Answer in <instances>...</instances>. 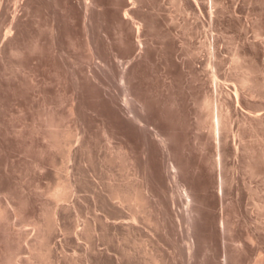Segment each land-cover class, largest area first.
Masks as SVG:
<instances>
[{
  "label": "rangeland",
  "instance_id": "1",
  "mask_svg": "<svg viewBox=\"0 0 264 264\" xmlns=\"http://www.w3.org/2000/svg\"><path fill=\"white\" fill-rule=\"evenodd\" d=\"M14 2L0 11V264H264V127L231 112L243 138L226 152L198 129L213 72L230 92L247 75L240 106L264 114V0ZM123 75L145 130L119 102Z\"/></svg>",
  "mask_w": 264,
  "mask_h": 264
},
{
  "label": "bare ground",
  "instance_id": "2",
  "mask_svg": "<svg viewBox=\"0 0 264 264\" xmlns=\"http://www.w3.org/2000/svg\"><path fill=\"white\" fill-rule=\"evenodd\" d=\"M199 1V0H198ZM10 2V1H9ZM16 3V5L17 6H19V4H21V0H15V2L12 4V5H14ZM136 3V2H135ZM220 3V2H219ZM2 4H3V0H0V11H1V9H2ZM9 3H7V5H8ZM4 5V4H3ZM220 5V4H219ZM216 6H218V3H217V5ZM222 6H224V3H223V5ZM7 7V6H6ZM199 7V6H198ZM210 7V6H209ZM215 7V6H214ZM219 7V6H218ZM221 7V6H220ZM11 8V7H10ZM17 8V7H16ZM16 8H14V9H16ZM18 9V8H17ZM200 9V8H199ZM207 10V9H206ZM9 11V10H8ZM17 12V10H15V14H17L16 13ZM87 12V11H86ZM213 12V11H212ZM10 13V12H9ZM13 13V12H12ZM13 15L12 16V19H11V22H10V25H9V27L6 29V31H5V33L3 34L4 35V38H3V42H5V41H7V40H9L10 38H12L13 36H14V33H12V29H14V27H15V23H16V15ZM129 12H126L125 13V15H124V18L125 19H128V18H130V16H129ZM200 18H202V19H205L204 18V15H203V13H202V10L200 9ZM18 15V14H17ZM8 16V15H7ZM87 16V15H86ZM132 18V17H131ZM198 18H199V16H198ZM18 20V19H17ZM198 20H200V19H198ZM142 23V22H141ZM9 24V23H8ZM4 25V24H3ZM2 25V26H3ZM138 26V25H137ZM2 29V28H1ZM136 29L137 30H135V31H137V35H138V33L141 31V27H136ZM1 32V31H0ZM208 32V31H207ZM135 33L136 32H134V35H135ZM212 34V33H211ZM257 34V33H256ZM259 34V33H258ZM207 36V35H206ZM205 36V37H206ZM256 36V35H255ZM135 38H136V36H134ZM139 37V36H138ZM213 38V37H212ZM212 38H210V37H206V39L203 41L205 44H207L208 45V49L210 50V52H211V55H210V58H209V60H208V63H209V65H210V69H211V66H213L214 64L216 65L217 63V61H215L216 60V58H215V52H214V38L212 39ZM254 38H256V37H254ZM260 38V37H259ZM2 39V38H1ZM139 39V38H138ZM257 39V38H256ZM162 40V39H161ZM216 40V39H215ZM138 41V40H137ZM175 42V41H174ZM253 42V41H252ZM252 42H251V44H252ZM139 43V42H138ZM141 43V42H140ZM256 42H254V44H255ZM4 44V43H3ZM181 44V43H180ZM250 44V45H251ZM171 45V44H170ZM206 45V46H207ZM260 45V44H259ZM190 47V46H189ZM254 47V46H253ZM252 47V48H253ZM141 48V47H140ZM203 48V47H202ZM255 48H256V46H255ZM18 50V49H17ZM125 50V49H124ZM131 50H133V49H131ZM140 50V49H139ZM138 50V51H139ZM141 51H143V50H141ZM173 51V50H172ZM192 51V50H191ZM159 52H160V50H159ZM195 52V51H194ZM217 52V51H216ZM135 53V52H134ZM133 53V54H134ZM140 53V52H139ZM139 53H137L136 55H138ZM144 53V52H143ZM199 53H201V52H199ZM131 54V53H130ZM129 54V55H130ZM132 54V55H133ZM177 55V54H176ZM191 55V54H190ZM195 55H196V52H195ZM198 55V54H197ZM217 55V54H216ZM250 55V54H249ZM134 57H135V54L133 55ZM193 56V55H192ZM252 56V55H251ZM246 57V56H245ZM133 58V57H132ZM189 58V57H188ZM134 59V58H133ZM132 59V60H133ZM186 59V58H185ZM191 59H193L194 60V58L192 57ZM135 60V59H134ZM181 60H183V58L181 59ZM190 60V59H189ZM196 60V59H195ZM194 60V61H195ZM198 60V59H197ZM197 60H196V62H197ZM199 60H200V58H199ZM179 61V60H178ZM191 61V60H190ZM130 62V61H129ZM180 62V61H179ZM196 62H193V63H195L194 65H195V67L194 68H197L198 69V67H199V63L196 65ZM200 62V61H199ZM215 62V63H214ZM189 63H192V62H189ZM192 63V64H193ZM175 64V63H174ZM177 64V63H176ZM180 64V66L182 65L183 66V64H181V63H179ZM128 65V64H127ZM178 65V64H177ZM207 65V61H206V64H205V66ZM209 65H208V67H209ZM214 65V66H215ZM121 66V65H120ZM186 66V65H185ZM184 66V67H185ZM189 66V65H188ZM191 66V65H190ZM125 66H123V68H124ZM202 67V66H201ZM235 67V66H234ZM182 68V70H183V67H181ZM186 68V67H185ZM194 68H192V70L194 69ZM203 68V67H202ZM207 68V67H206ZM190 69V68H189ZM188 69V70H189ZM196 69V70H197ZM131 70V69H130ZM199 70H201V69H199ZM124 71H126V69L124 70ZM134 71V70H133ZM187 71V70H186ZM194 71V70H193ZM247 71H249V70H247ZM203 71L201 70L200 71V73H202ZM250 72V71H249ZM134 73V72H133ZM187 73H188V71H187ZM190 73H193V72H191L190 71ZM200 73H199V75H200ZM204 73V72H203ZM215 73L216 72H213V74L211 75L210 73V79H211V81H209V82H211V85H210V89H208V90H206V91H204V93L202 94L203 96V103H202V105H204V107L205 108H207V110H208V115L207 116H209L210 117V120H209V126H207V125H204V126H199L198 127V129H204V127H208L209 128V131L211 132L210 134H212V137H213V139L214 140H216V148H217V150L219 151V152H221V151H223V152H226L227 150H229V148H228V145H229V143H233V146H234V148H235V150H237L238 149V151H239V146H240V144L242 143V138H243V130H237L236 132H234L233 130H232V123H231V112H233V111H238V112H243V113H246V116H244V114H242L243 116H244V120H243V123L246 125H248L249 126V128H250V126L252 127V129L253 128H261V127H264V114L263 113H259V112H256V113H254L252 110H250V111H244V109L243 108H241V106H240V100H241V97L243 96V95H246V94H244L245 93V85L249 82V77L246 75L245 77H243V79L241 80V81H239V82H241L242 83V86H238V85H235L234 86V90H233V92H230V90H229V87H228V84L227 83H223V82H221V80H219V79H217V74L215 75ZM127 74V73H126ZM232 74V73H231ZM193 75V74H192ZM192 75H191V77H192ZM198 75V74H197ZM190 76V75H189ZM119 77V76H118ZM170 77V76H169ZM193 77H197L196 75L195 76H193ZM199 77V76H198ZM197 77V78H198ZM121 78V80L123 81V82H126V81H128L127 79H126V77L123 75L122 77H120ZM187 78V77H186ZM197 78L195 79L196 81H197ZM200 78V77H199ZM202 78V77H201ZM200 78V79H201ZM205 78V77H204ZM227 78V77H226ZM120 80V81H121ZM126 80V81H125ZM192 80V79H191ZM258 80V79H257ZM121 81V82H122ZM129 82V81H128ZM193 82V81H192ZM198 83H199V80L197 81ZM201 82V81H200ZM193 83H196L195 81L193 82ZM193 83H191V84H193ZM126 84V88L125 87H123L124 85ZM128 84H131V83H124L123 84V86L120 88V95H121V97L122 98H119V99H122V100H119V102L121 101H123V108H124V113L126 112L125 110H127L128 111V113H129V116H128V119L130 120L129 122H131V123H133V125H137V126H139L140 128L139 129H141V128H143L144 130H145V128H147V126H146V123H148L147 122V120H146V118H144L145 116H142L141 115V113H139V111L136 109V103L139 101V100H136L135 101V97H133V94L131 93V91H130V89L129 88H127L128 86H130V85H128ZM197 84V83H196ZM122 85V84H121ZM128 85V86H127ZM204 85V84H203ZM194 86V85H193ZM205 86V85H204ZM192 89V88H191ZM119 93V92H118ZM119 95V94H118ZM119 95V96H120ZM201 97V98H202ZM248 97V96H247ZM118 98V97H117ZM138 98V97H137ZM136 98V99H137ZM140 99V98H139ZM142 99V98H141ZM140 99V100H141ZM253 99V98H252ZM234 100L237 102V105L233 108V103H234ZM249 100V99H248ZM143 101V100H142ZM146 103V102H145ZM144 103V104H145ZM241 103H242V101H241ZM236 104V103H235ZM142 106V105H141ZM121 108V107H120ZM145 109V108H144ZM148 109V108H147ZM246 110V109H245ZM120 111V110H119ZM122 111V112H123ZM141 111V110H140ZM147 112V111H146ZM127 113V112H126ZM127 113V114H128ZM122 114V113H121ZM145 114V113H144ZM235 114V113H234ZM121 117V116H120ZM124 117V116H123ZM125 117H127V116H125ZM124 117V118H125ZM237 117H238V115H237ZM121 119V118H120ZM126 119V118H125ZM203 119V118H202ZM237 119V118H236ZM240 119V120H241ZM240 120H239V122H240ZM123 121V120H122ZM125 121V120H124ZM128 122V123H129ZM151 122V121H150ZM236 122V121H235ZM239 122H238V124H239ZM208 123V122H207ZM243 123H242V125H241V127L242 126H244L243 125ZM122 125H124L123 124V122L121 123ZM126 124H127V120H126ZM240 124H241V122H240ZM240 124L238 125L239 127H240ZM48 125V124H47ZM130 125V124H129ZM148 125V124H147ZM247 125L245 126V128L247 127ZM131 126H132V124H131ZM146 126V127H145ZM48 127H50V126H48ZM122 128H123V126H122ZM128 128V127H127ZM138 128V127H137ZM125 129V128H124ZM134 129V128H133ZM238 129H240V128H238ZM136 130V129H135ZM148 130V129H147ZM233 132V133H232ZM155 133V132H154ZM156 134V136H160L161 135V133H160V131L158 132H156L155 133ZM231 134H233V137H232V141L231 140H229V139H231L230 138V136H231ZM162 135H163V133H162ZM161 135V137L160 138H158L159 139V141H160V143H161V145H162V147L163 148H165L167 151H165V152H168V156H171V154L173 153L172 151H171V147H173L171 144V142H170V138L168 137V136H166V135H163L162 136ZM197 137H199V138H201L200 136H197ZM198 139V138H197ZM47 140V139H46ZM158 141V142H159ZM244 141V140H243ZM57 142V141H56ZM198 142V141H197ZM244 143V142H243ZM55 144V143H54ZM123 145V144H122ZM161 145H160V147H161ZM242 145H245V144H242ZM241 145V146H242ZM124 146V145H123ZM122 147V146H121ZM124 148V147H123ZM163 150V149H162ZM164 151V150H163ZM218 151H217V153H218ZM127 152H129V151H127ZM172 152V153H171ZM256 152V151H255ZM254 152V153H255ZM125 153V152H124ZM258 153V152H257ZM167 154V153H166ZM175 154V153H174ZM227 155H228V153H227ZM123 156V155H122ZM173 156V155H172ZM171 156V157H172ZM226 156V155H225ZM125 158V157H124ZM128 158V157H127ZM170 158V157H169ZM170 159H174V158H170ZM254 159V158H253ZM126 160V159H125ZM134 162V161H133ZM219 162H221V160L219 161ZM124 163V162H123ZM173 166L176 164L174 161L173 162H170ZM175 163V164H174ZM125 164V163H124ZM127 165V164H126ZM178 165V164H177ZM252 167V166H251ZM258 167V166H257ZM173 168H176L175 166L173 167ZM254 169V168H253ZM177 172H178V170H176ZM176 174V173H175ZM176 176V175H175ZM177 180V179H176ZM223 183H225L224 182V180L222 179L221 180V187H220V191H222V192H224L223 191ZM133 187V186H132ZM135 188V187H134ZM148 188V187H147ZM145 189V188H144ZM186 189V188H185ZM64 190H66V189H64ZM64 190H62V191H64ZM146 190V189H145ZM219 191V192H220ZM67 191H65V192H58V194L56 195L57 197H59L60 199H61V197L63 198L64 196H66V194L65 195H62V194H64V193H66ZM68 192H69V190H68ZM128 192V191H127ZM192 192H194V191H192ZM60 193H62V194H60ZM186 193V192H185ZM123 194V193H122ZM121 194V195H122ZM221 194V193H220ZM223 194V193H222ZM62 195V196H61ZM131 195V194H130ZM189 195V194H188ZM192 195V194H191ZM116 196V197H115ZM127 196V195H126ZM190 196V195H189ZM189 196H187V197H189ZM223 196V195H222ZM120 197V195H119V193L118 194H115L114 195V198H119ZM128 197V196H127ZM126 197V198H127ZM131 197V196H130ZM139 197V196H138ZM194 197V196H193ZM123 198H124V196H123ZM140 199V198H139ZM142 199V198H141ZM121 200V199H120ZM125 200V199H124ZM126 201V200H125ZM129 201V200H128ZM142 201V200H141ZM191 201V200H190ZM122 202V201H121ZM144 202H146V201H144ZM129 203H131L130 201H129ZM197 205V204H196ZM97 210V209H96ZM135 214H137V213H135ZM224 215V214H223ZM133 216V215H132ZM192 216V215H191ZM137 217H135L134 218V221L136 220V221H138L137 219H136ZM196 218V217H195ZM129 222V221H128ZM193 222V221H192ZM134 223H137V222H134ZM223 224H224V222H222ZM134 225V224H133ZM136 225H138V224H136ZM225 225V224H224ZM194 226V225H193ZM222 226V225H221ZM91 228V227H90ZM224 228V227H223ZM92 229V228H91ZM258 232V231H257ZM257 232H255V233H257ZM261 233V232H260ZM250 236V235H249ZM251 237V236H250ZM259 238V237H258ZM193 239V238H192ZM251 239H252V237H251ZM253 240V239H252ZM260 240V239H259ZM194 241V240H193ZM93 242V241H92ZM192 243V242H191ZM195 242H193L192 243V245L190 246V249L191 250H194L195 249ZM91 245H89V247H90ZM99 247V246H98ZM88 248V247H87ZM90 249V248H89ZM92 250V249H91ZM94 251H96V250H94ZM97 252V251H96ZM94 253V252H93ZM193 253H191L190 252V256L192 255ZM189 256V257H190ZM193 257V256H192ZM191 258V257H190ZM190 258H189V260H190ZM191 261H192V258H191Z\"/></svg>",
  "mask_w": 264,
  "mask_h": 264
}]
</instances>
